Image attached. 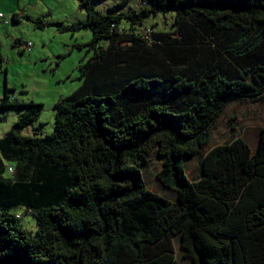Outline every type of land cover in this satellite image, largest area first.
I'll use <instances>...</instances> for the list:
<instances>
[{
	"label": "trees",
	"instance_id": "16d2710c",
	"mask_svg": "<svg viewBox=\"0 0 264 264\" xmlns=\"http://www.w3.org/2000/svg\"><path fill=\"white\" fill-rule=\"evenodd\" d=\"M79 1L86 20L33 21L93 33L53 132L23 136L43 105H13L7 88L0 103L19 117L0 139V264H179L176 240L192 264H264V126L255 151L239 137L204 153L229 101L264 102V0H142L126 13L122 0L106 14L105 0ZM161 14L171 29L145 26ZM154 153L175 201L146 184Z\"/></svg>",
	"mask_w": 264,
	"mask_h": 264
},
{
	"label": "rangeland",
	"instance_id": "374dc122",
	"mask_svg": "<svg viewBox=\"0 0 264 264\" xmlns=\"http://www.w3.org/2000/svg\"><path fill=\"white\" fill-rule=\"evenodd\" d=\"M38 1L39 3L36 5H28V0H0V13L5 17L0 21V36L4 37L9 47V54H6V49L4 50V56L9 60L6 64H0V103L2 98H5L7 88L11 90L9 101L13 105H19L18 102L21 101H25L26 104L33 101L43 105L39 121L23 131L25 137H33L37 127H40L43 135L53 132L55 126L54 105L63 97L71 95L82 85L80 64L89 60L94 54L88 46H82L92 41V31L61 32L57 25L38 29L36 23L33 22L40 18L46 22L69 25L79 20H86V12L79 9V0ZM118 1L122 0H105L103 3L95 5V8L106 14L108 8ZM142 6V0H129L128 6L122 11L130 12L132 9H139ZM27 8L33 14L29 15L31 19L14 24L12 12L18 10L23 13ZM171 20L170 16L165 18L161 14L149 19L145 26L149 28L151 25L157 24V30H169L171 29ZM122 28H129V24L123 23ZM141 30L138 28V32ZM17 37L19 40L23 38L25 43L30 45V49H26L24 54H20L19 48H13L14 39ZM31 48L32 53L29 52ZM15 97H18V101ZM0 115V139H2L19 117L17 108H11L8 111L0 110ZM41 124L44 126L41 127ZM263 126L264 102L231 100L226 104L217 120L212 131V142L204 153L215 146L226 144L239 137L245 139L255 151L257 136ZM200 166V159L188 160L187 176L190 179L199 177ZM161 168L162 161L157 153H154L151 162L144 168L146 184L151 191L175 201V193L164 188L156 179ZM14 212L20 217L24 228L31 234H36L38 225L35 217L23 208L16 209ZM176 249L179 264H192L190 260L183 257L184 251L180 248L178 240H176Z\"/></svg>",
	"mask_w": 264,
	"mask_h": 264
},
{
	"label": "crops",
	"instance_id": "0c3cea01",
	"mask_svg": "<svg viewBox=\"0 0 264 264\" xmlns=\"http://www.w3.org/2000/svg\"><path fill=\"white\" fill-rule=\"evenodd\" d=\"M74 2V1H73ZM119 2V1H118ZM28 5H31V4H33V5H36V4H38L39 3V1L38 0H28ZM117 3V2H116ZM79 9H80V5H79ZM81 10V9H80ZM46 11V10H45ZM13 14H12V21H13V16L14 15H19V18H20V22L19 23H22V22H25L26 20H28L27 18H23V16H29V15H33L32 13H31V11H28V8L25 10V12H23V13H20L18 10H15V11H13L12 12ZM45 14V13H44ZM35 15H40V14H35ZM38 17H40V16H38ZM2 19H0V21H1ZM8 21H6V24H8L7 23ZM13 23L14 24H17V23H15L14 21H13ZM1 24V23H0ZM1 35V34H0ZM17 41H21V43H18ZM27 45H29V44H26L25 43V41H24V39L23 38H20V40H19V38L17 37V39H14V43H13V48H19L18 49V51L20 52V54H24L27 50L26 49H28L27 48ZM6 49V54H9V47H8V44H7V41L4 39V37H1L0 36V58H1V60H0V64L1 65H3V64H6V62H7V60H9V58H6L5 56H4V50ZM29 52H33V50H32V48H31V50L29 51ZM7 71H8V68H7ZM2 99H4V98H2ZM16 100L18 101V97H16ZM19 103V105L20 104H26V102L25 101H21V102H18Z\"/></svg>",
	"mask_w": 264,
	"mask_h": 264
},
{
	"label": "built area",
	"instance_id": "2783aa9c",
	"mask_svg": "<svg viewBox=\"0 0 264 264\" xmlns=\"http://www.w3.org/2000/svg\"><path fill=\"white\" fill-rule=\"evenodd\" d=\"M4 18H5L4 15L2 13H0V19H4ZM149 32H150L149 30H146L145 34L146 33H149ZM27 48L30 49V45H27ZM0 118H1V115H0ZM8 171H9V173H13V168L12 167H9L8 168ZM18 218H19V216H18Z\"/></svg>",
	"mask_w": 264,
	"mask_h": 264
},
{
	"label": "clouds",
	"instance_id": "9594fccd",
	"mask_svg": "<svg viewBox=\"0 0 264 264\" xmlns=\"http://www.w3.org/2000/svg\"><path fill=\"white\" fill-rule=\"evenodd\" d=\"M16 98V97H15ZM17 217H18V215H17ZM20 218V217H19Z\"/></svg>",
	"mask_w": 264,
	"mask_h": 264
}]
</instances>
